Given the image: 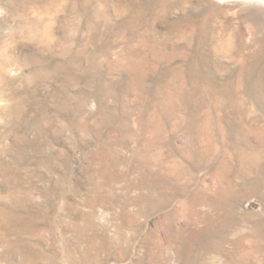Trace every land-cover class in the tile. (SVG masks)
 <instances>
[{
    "label": "rangeland",
    "instance_id": "rangeland-1",
    "mask_svg": "<svg viewBox=\"0 0 264 264\" xmlns=\"http://www.w3.org/2000/svg\"><path fill=\"white\" fill-rule=\"evenodd\" d=\"M0 264H264V0H0Z\"/></svg>",
    "mask_w": 264,
    "mask_h": 264
}]
</instances>
